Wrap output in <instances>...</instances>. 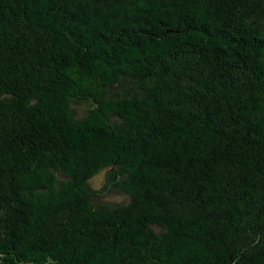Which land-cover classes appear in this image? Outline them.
Instances as JSON below:
<instances>
[{
	"label": "trees",
	"instance_id": "16d2710c",
	"mask_svg": "<svg viewBox=\"0 0 264 264\" xmlns=\"http://www.w3.org/2000/svg\"><path fill=\"white\" fill-rule=\"evenodd\" d=\"M0 264H264V0H0Z\"/></svg>",
	"mask_w": 264,
	"mask_h": 264
},
{
	"label": "rangeland",
	"instance_id": "374dc122",
	"mask_svg": "<svg viewBox=\"0 0 264 264\" xmlns=\"http://www.w3.org/2000/svg\"><path fill=\"white\" fill-rule=\"evenodd\" d=\"M75 107V113L77 117L83 116L86 111L85 105H77ZM105 183V174L100 172L90 180V187L96 191L99 195L97 201L100 204H109V205H118L126 203L128 197L120 192L109 189L107 191H102V188Z\"/></svg>",
	"mask_w": 264,
	"mask_h": 264
}]
</instances>
